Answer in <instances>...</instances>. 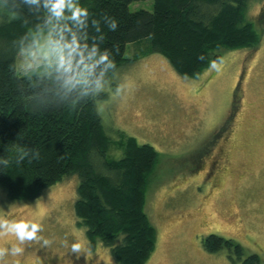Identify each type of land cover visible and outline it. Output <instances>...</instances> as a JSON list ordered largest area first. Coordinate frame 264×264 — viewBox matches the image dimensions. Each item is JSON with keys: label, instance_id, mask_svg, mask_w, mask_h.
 <instances>
[{"label": "rangeland", "instance_id": "rangeland-1", "mask_svg": "<svg viewBox=\"0 0 264 264\" xmlns=\"http://www.w3.org/2000/svg\"><path fill=\"white\" fill-rule=\"evenodd\" d=\"M129 8L153 11L154 1ZM262 11L263 0L250 1V19ZM147 45L148 39L127 44L125 56L140 57L105 80L100 92L107 97L97 100L110 137L134 136L159 153L146 194L145 210L157 230L146 264H242L226 248L206 251L203 241L211 234L240 244L242 259L256 254L264 264V34L257 48L223 50L219 70L210 66L197 78L180 75L160 53L143 54ZM25 62L20 52L21 74L31 71ZM78 184L72 175L25 201L11 200L0 186V216L40 223L38 236L50 241L19 245L23 252L6 257L7 264H119L78 225ZM73 243L82 245L79 254ZM13 244L14 236L0 238V245Z\"/></svg>", "mask_w": 264, "mask_h": 264}, {"label": "trees", "instance_id": "trees-1", "mask_svg": "<svg viewBox=\"0 0 264 264\" xmlns=\"http://www.w3.org/2000/svg\"><path fill=\"white\" fill-rule=\"evenodd\" d=\"M134 1L79 0L90 13L89 45L92 37L103 34L104 40H97L101 51L113 53L117 68L105 80L140 57L125 56L128 43L148 39L143 54L160 53L180 75L197 78L221 59L223 50L257 48L264 34V11L257 20L248 16L251 0H153V11H131ZM45 15L43 9L29 11L20 0H0V157L9 160L7 167L0 165V186L11 200H33L43 189L77 175L74 210L90 243L109 248L119 264H146L157 240L145 210L146 194L159 153L134 136L120 133L113 139L107 134L97 107L105 92L62 98L38 70L18 72L21 47L31 44L38 26L44 27ZM105 16L116 20L115 31ZM93 19L99 21L100 32ZM21 149L31 150L23 160ZM115 149L121 157L109 154ZM203 246L209 253L226 248L242 264L260 261L256 254L242 259L240 244L214 234Z\"/></svg>", "mask_w": 264, "mask_h": 264}, {"label": "clouds", "instance_id": "clouds-1", "mask_svg": "<svg viewBox=\"0 0 264 264\" xmlns=\"http://www.w3.org/2000/svg\"><path fill=\"white\" fill-rule=\"evenodd\" d=\"M20 3L27 6L29 11L39 12L43 9L46 14L44 27L38 26L31 44L21 47V54L26 58V69L39 70L40 77L47 79L55 94L62 98L70 97L73 93L87 96L103 90L106 73L117 67L114 58H111L112 51H101L97 42L104 40L103 34L98 38L92 37L93 42L89 45L86 31L89 27L88 9L82 7L79 0H20ZM104 22L111 31L116 30L114 18L105 16ZM91 24L100 32L99 21L93 19ZM116 52H119L118 48ZM199 58L203 59V56ZM211 67L219 70L215 61ZM123 87L117 88V92L122 91ZM30 152L21 149L19 159L23 160ZM34 155L38 157L39 153ZM8 164L9 160L0 157V165L7 167ZM42 230L40 223L0 216V238L11 235L18 241V244L10 247L0 245V264H7L6 257L10 255H20L23 248L19 245L43 239L38 236ZM43 243L48 245L50 241L43 239ZM81 249L80 243L71 245L75 254H79Z\"/></svg>", "mask_w": 264, "mask_h": 264}, {"label": "flooded vegetation", "instance_id": "flooded-vegetation-1", "mask_svg": "<svg viewBox=\"0 0 264 264\" xmlns=\"http://www.w3.org/2000/svg\"><path fill=\"white\" fill-rule=\"evenodd\" d=\"M235 116V115H234Z\"/></svg>", "mask_w": 264, "mask_h": 264}]
</instances>
